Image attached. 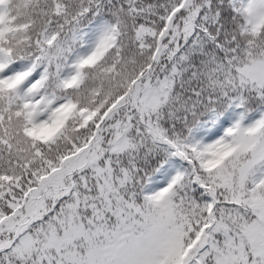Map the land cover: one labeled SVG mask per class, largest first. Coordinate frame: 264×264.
<instances>
[{
    "label": "snow or ice",
    "instance_id": "obj_1",
    "mask_svg": "<svg viewBox=\"0 0 264 264\" xmlns=\"http://www.w3.org/2000/svg\"><path fill=\"white\" fill-rule=\"evenodd\" d=\"M0 264H264V0H0Z\"/></svg>",
    "mask_w": 264,
    "mask_h": 264
}]
</instances>
